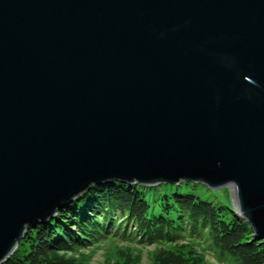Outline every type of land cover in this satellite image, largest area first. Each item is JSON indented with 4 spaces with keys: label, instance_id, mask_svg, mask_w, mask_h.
<instances>
[{
    "label": "water",
    "instance_id": "95a60500",
    "mask_svg": "<svg viewBox=\"0 0 264 264\" xmlns=\"http://www.w3.org/2000/svg\"><path fill=\"white\" fill-rule=\"evenodd\" d=\"M134 179L230 186L264 244V0H0V262Z\"/></svg>",
    "mask_w": 264,
    "mask_h": 264
},
{
    "label": "trees",
    "instance_id": "16d2710c",
    "mask_svg": "<svg viewBox=\"0 0 264 264\" xmlns=\"http://www.w3.org/2000/svg\"><path fill=\"white\" fill-rule=\"evenodd\" d=\"M95 184L77 201L58 208L53 218L27 226V248L13 251L0 264H84L82 247L110 238L104 228L112 229L114 221L124 223L117 233L155 245L154 264H205L204 250L224 264H264V244L254 239L248 222L228 214L220 202L175 191L160 213L150 214L142 187L120 180ZM126 250L121 251L123 262L107 264H138L139 254L130 256Z\"/></svg>",
    "mask_w": 264,
    "mask_h": 264
},
{
    "label": "rangeland",
    "instance_id": "374dc122",
    "mask_svg": "<svg viewBox=\"0 0 264 264\" xmlns=\"http://www.w3.org/2000/svg\"><path fill=\"white\" fill-rule=\"evenodd\" d=\"M115 181V180H113ZM130 185H138L142 187L144 191V195L148 199L150 203V214H158L160 213L163 208L166 206L167 198L172 195L173 192H193L194 194L200 196L203 199H210L214 200L215 202H220L226 205L225 211L232 214L239 215V210L235 207L232 195V189L230 186H219V187H211L206 184V182L202 181H192V180H181V181H160V182H140L134 179ZM73 198L72 200L68 201L67 203H72L77 201L81 196ZM58 210V209H57ZM57 212V211H56ZM56 212L52 215L47 217L48 219L53 218L56 215ZM177 216L176 213L172 214V217L175 218ZM115 217V216H114ZM242 218V217H241ZM243 219V218H242ZM244 220V219H243ZM245 221V220H244ZM117 221H114L112 225V232L110 238H103L99 241L95 240L94 243H90L89 245H84L82 247L84 252V256H82V262L84 264H107L109 262H113L118 260L119 262H123L124 259L122 258L124 255L121 254V251L126 250V252L130 253V256L139 254V263L138 264H154L152 259V251L155 248L154 244H142L137 242L131 235H122L117 233V229L121 227ZM118 231V232H119ZM110 234V233H109ZM25 235L19 240L17 243L14 251L16 250H24L27 248L28 244L25 242ZM204 239V234L201 236ZM79 252V251H78ZM204 257L206 260L205 264H224L221 262L218 257L214 254L211 250H204ZM12 254V253H11ZM87 255V256H86ZM120 264V263H119ZM131 264V262L129 263ZM133 264H136L133 262Z\"/></svg>",
    "mask_w": 264,
    "mask_h": 264
},
{
    "label": "bare ground",
    "instance_id": "6f19581e",
    "mask_svg": "<svg viewBox=\"0 0 264 264\" xmlns=\"http://www.w3.org/2000/svg\"><path fill=\"white\" fill-rule=\"evenodd\" d=\"M231 189H232V195H233V201H234L235 207L237 209H239L238 204H237V200H236V196H235V190L233 188H231Z\"/></svg>",
    "mask_w": 264,
    "mask_h": 264
}]
</instances>
